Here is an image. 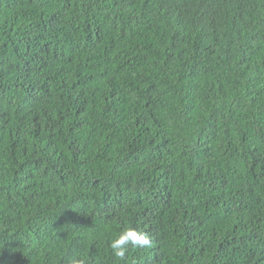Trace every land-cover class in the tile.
<instances>
[{
	"label": "trees",
	"instance_id": "1",
	"mask_svg": "<svg viewBox=\"0 0 264 264\" xmlns=\"http://www.w3.org/2000/svg\"><path fill=\"white\" fill-rule=\"evenodd\" d=\"M70 257L264 264V0H0V264Z\"/></svg>",
	"mask_w": 264,
	"mask_h": 264
},
{
	"label": "clouds",
	"instance_id": "2",
	"mask_svg": "<svg viewBox=\"0 0 264 264\" xmlns=\"http://www.w3.org/2000/svg\"><path fill=\"white\" fill-rule=\"evenodd\" d=\"M152 240L150 236L138 228H125L120 234L111 242V248L114 255L123 260L129 251V246L135 248L150 247ZM67 264H85L83 259L70 257Z\"/></svg>",
	"mask_w": 264,
	"mask_h": 264
}]
</instances>
